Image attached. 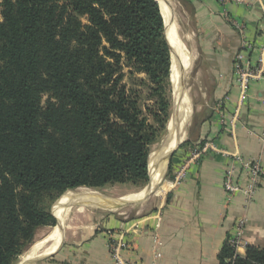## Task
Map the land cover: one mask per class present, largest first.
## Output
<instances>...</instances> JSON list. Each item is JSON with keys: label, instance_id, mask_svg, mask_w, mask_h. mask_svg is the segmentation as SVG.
<instances>
[{"label": "trees", "instance_id": "16d2710c", "mask_svg": "<svg viewBox=\"0 0 264 264\" xmlns=\"http://www.w3.org/2000/svg\"><path fill=\"white\" fill-rule=\"evenodd\" d=\"M0 7V264H13L39 228L55 227L51 207L65 192L148 182L158 133L125 89L121 61L145 75L167 117L171 50L155 0ZM219 264H264V249L240 257L226 244Z\"/></svg>", "mask_w": 264, "mask_h": 264}, {"label": "crops", "instance_id": "0c3cea01", "mask_svg": "<svg viewBox=\"0 0 264 264\" xmlns=\"http://www.w3.org/2000/svg\"><path fill=\"white\" fill-rule=\"evenodd\" d=\"M176 1L191 25L188 50L181 45L188 61H194L200 97L187 139L170 157L164 191L126 200L136 207L130 220L122 213L86 218L84 211L66 225L61 220L57 247L35 264H113L108 236L125 239V257L136 264H219L220 253L242 219V245L234 248L235 255L244 257L247 246L264 249V180L249 204L240 196L228 198L222 188L224 171L234 164L232 154L260 160L264 167L258 137L264 118V76L251 82L240 102L233 62L242 38L229 22L243 24L254 48L246 59L253 65L264 50V0H227L224 5L215 0ZM168 12L174 25L169 5ZM235 116L232 134L229 122ZM205 144L207 150L192 158Z\"/></svg>", "mask_w": 264, "mask_h": 264}, {"label": "rangeland", "instance_id": "374dc122", "mask_svg": "<svg viewBox=\"0 0 264 264\" xmlns=\"http://www.w3.org/2000/svg\"><path fill=\"white\" fill-rule=\"evenodd\" d=\"M67 0H61L62 3H65ZM167 4L169 5L171 15L175 25L177 26V35L175 36L176 39L174 40V46L171 45V66H170V74L169 77L164 82V94L163 97L167 104V117H165L160 112L159 102L155 96H152V92L150 91L149 84L145 75L138 73L135 69L126 62V60L121 61V72L123 73V81L122 83L125 85V89L127 90L128 94H131L133 97L137 98L139 109L142 111L143 116L146 120L153 124L157 129V139L155 142L150 146V154L148 158V163L150 164L151 155L154 153H158L159 149L161 148L162 144L164 143L166 137L172 131V134L175 131H179L180 133L178 137V145L184 140L187 139V134L189 132L191 123L194 117V103L199 99L200 94L197 91V79L194 76L196 71V67L194 66V61L188 59V53L184 50L183 44L188 50V40L193 38L191 34V25L188 23V20L184 17L182 13V9L180 4L176 0H167ZM1 11V7H0ZM82 21L85 23L86 20L82 18ZM169 30L170 28L167 27V36L169 39ZM191 36V37H190ZM190 37V38H189ZM187 43V45H186ZM175 51L173 52V48ZM178 65V66H177ZM175 66L179 67V74L181 75L182 87L185 90V95L187 103L190 105L189 113L186 116H181V114L177 113L178 101H179V84L177 82V74H175ZM179 85V86H178ZM185 88V89H184ZM48 97L43 96L42 98V106H45ZM151 113H156L158 118L157 120L161 121V125L158 123H153V118L151 117ZM185 121V122H184ZM184 122V123H183ZM183 123V126L181 124ZM181 127V128H180ZM180 128V129H179ZM175 129V130H174ZM171 134V135H172ZM171 137V136H170ZM176 145L174 148L170 150V156L172 155L173 151L178 147ZM149 164H148V174H149ZM169 165L165 169V172L162 176L160 184L156 187L154 191L149 193L148 197H154L155 194H161L163 189L165 188V182L168 180ZM150 184V174L149 180L145 185L142 186H135L130 183L128 184H110L103 188H86L80 187L79 189H87L89 191L95 192L104 198H109L111 200H128L133 198H142L143 196L141 193L144 189L148 187ZM77 189L69 190V191H77ZM67 191V192H69ZM65 192L51 207L52 212L54 213L57 209L58 203L61 201L63 196L67 193ZM60 200V201H59ZM136 207L134 204H130L128 206L117 207L116 209H97V208H83L84 216L87 218L88 216L91 218L98 217L101 215H108L114 214L118 216L119 214H125V216L130 220L134 218ZM74 207L71 209L69 214L67 215V219L65 221V225L69 223L70 219L75 216ZM56 227H43L39 228L34 236V239L30 245H28L22 253L14 260L13 264H21L23 259L25 258L26 253H28L33 246L38 242H43L45 239L55 232ZM48 242V241H46ZM45 242V243H46ZM229 244V241L227 242ZM230 245V244H229ZM231 246V245H230ZM234 248V247H233ZM112 261V260H111ZM113 263V262H112Z\"/></svg>", "mask_w": 264, "mask_h": 264}, {"label": "built area", "instance_id": "2783aa9c", "mask_svg": "<svg viewBox=\"0 0 264 264\" xmlns=\"http://www.w3.org/2000/svg\"><path fill=\"white\" fill-rule=\"evenodd\" d=\"M219 4H226L227 0H215ZM226 16V15H225ZM231 26L239 32L242 38V43L238 54L235 56L233 62V75L235 86L239 90L240 102H242L247 94L251 82L261 79L264 76V50L262 49L256 62L252 65L246 59V53L252 51L253 45L247 41L243 24L236 20H229ZM264 104V101H263ZM236 123V116L230 120V132L233 134L234 126ZM259 140L264 148V118L262 120L261 129L259 133ZM208 145L194 150L192 158L198 159L201 153L207 150ZM233 163L224 171L222 178V188L228 198L233 196H240L244 204H249L261 183L264 180V167L260 160H247L241 155L234 153L231 155ZM238 166V167H236ZM245 221L239 220L236 227V235L229 240V244L238 248L242 245L241 237L244 230ZM107 245L109 255L113 264H136L134 261L127 259L126 253L128 252V243L123 238H114L108 236Z\"/></svg>", "mask_w": 264, "mask_h": 264}, {"label": "bare ground", "instance_id": "6f19581e", "mask_svg": "<svg viewBox=\"0 0 264 264\" xmlns=\"http://www.w3.org/2000/svg\"><path fill=\"white\" fill-rule=\"evenodd\" d=\"M166 1L167 0H157V2L159 3L160 9H161V13L164 18V21L167 24L168 28H170L169 42H170V45H173L174 40L176 39L175 36L177 35V28H176L177 26H175V24L173 25L171 21L172 19H170V16L168 15L169 14L168 4L166 3ZM172 49L174 52L175 51L174 47ZM177 66H175V69H176L175 74L178 75L180 71H179V67ZM181 75L182 74H179L177 76V82L180 86L178 85L179 86L178 88L179 89V101H178V107H177L176 114H181V116L183 117L189 113L190 105L187 103L188 99L186 98V95L184 92L185 90H183V87H182L183 83L181 81ZM183 123L181 124V126H183ZM178 132L179 131H175L173 134H172V131L170 132L169 137L166 138L164 142V147L160 155L158 153H154L151 155L150 164L148 163L149 164V174H150V184L148 185L146 189L143 190V192L141 193L142 196L154 191L156 187L158 186V184H160L162 176L166 169V165H167V153L172 148H174L178 143V140H179L178 137L180 135V133ZM73 207H74L75 213H81L84 207L85 208H97V209H103V210L117 208L113 204V201L111 199L104 198L100 196L99 194L89 191L87 189L78 188L77 191H69L63 196L61 202L58 203L57 209L55 210V214L58 218L60 217L61 220L65 221L67 218V215L69 214L70 210ZM60 237H61V232L59 230H56L51 235H49L45 239V241L43 240V242L41 241V242L36 243L33 246V248H31V250L28 253H26L25 258L23 259V262H25L26 260L30 258H35L37 256H43V255H47L48 253H51V251H53L57 247L60 241ZM23 262L21 264H24Z\"/></svg>", "mask_w": 264, "mask_h": 264}, {"label": "water", "instance_id": "95a60500", "mask_svg": "<svg viewBox=\"0 0 264 264\" xmlns=\"http://www.w3.org/2000/svg\"><path fill=\"white\" fill-rule=\"evenodd\" d=\"M156 2H157V0H155ZM158 3V2H157ZM166 3H167V1H166ZM158 5H159V3H158ZM159 8H160V6H159ZM160 11H161V9H160ZM161 15H162V13H161ZM162 17H163V15H162ZM163 21H164V18H163ZM164 25H165V21H164ZM169 46H170V50H171V45L169 44ZM169 137V135L166 137V138H168ZM166 140V139H165ZM165 142V141H164ZM178 145V144H177ZM163 147H164V143L162 144V146H161V148L159 149V151H158V154L160 155V153L162 152V150H163ZM170 151L167 153V165H166V168H167V166H168V164H169V160H170ZM149 175V174H148ZM113 201V204L116 206V207H123V206H126V205H128V204H130V201H126V200H122V199H117V200H112ZM54 216H55V218H56V221H57V223H56V225H55V227H61V219H59L57 216H56V214H55V212H54ZM50 254H48V255H43V256H37V257H35V258H30V259H28V260H26L25 262H23L24 264H35V263H37V262H39L40 260H42V259H44V258H46V257H48Z\"/></svg>", "mask_w": 264, "mask_h": 264}]
</instances>
